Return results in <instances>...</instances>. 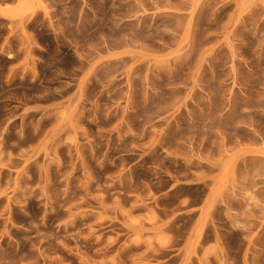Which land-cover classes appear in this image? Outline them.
Masks as SVG:
<instances>
[{"label": "rangeland", "instance_id": "obj_1", "mask_svg": "<svg viewBox=\"0 0 264 264\" xmlns=\"http://www.w3.org/2000/svg\"><path fill=\"white\" fill-rule=\"evenodd\" d=\"M0 264H264V0H0Z\"/></svg>", "mask_w": 264, "mask_h": 264}]
</instances>
